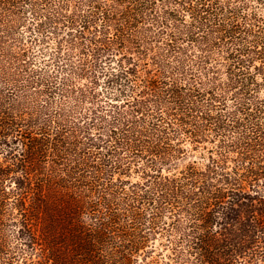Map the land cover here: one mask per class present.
<instances>
[{
	"label": "trees",
	"instance_id": "trees-1",
	"mask_svg": "<svg viewBox=\"0 0 264 264\" xmlns=\"http://www.w3.org/2000/svg\"><path fill=\"white\" fill-rule=\"evenodd\" d=\"M0 264H264V0H0Z\"/></svg>",
	"mask_w": 264,
	"mask_h": 264
}]
</instances>
